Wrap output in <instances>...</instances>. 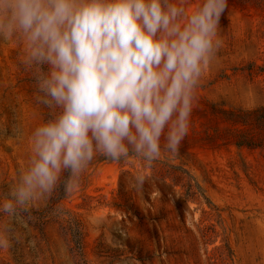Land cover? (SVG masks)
Listing matches in <instances>:
<instances>
[{
  "label": "rangeland",
  "instance_id": "rangeland-1",
  "mask_svg": "<svg viewBox=\"0 0 264 264\" xmlns=\"http://www.w3.org/2000/svg\"><path fill=\"white\" fill-rule=\"evenodd\" d=\"M216 39L177 153L163 138L150 162L97 153L13 214L31 134L59 110L37 99L23 39H0V264H264V126L243 116L264 106V0H227Z\"/></svg>",
  "mask_w": 264,
  "mask_h": 264
},
{
  "label": "clouds",
  "instance_id": "clouds-1",
  "mask_svg": "<svg viewBox=\"0 0 264 264\" xmlns=\"http://www.w3.org/2000/svg\"><path fill=\"white\" fill-rule=\"evenodd\" d=\"M227 0L191 13L173 0H0V39L22 38L40 103L57 115L32 132V157L2 210L66 187L97 153L152 161L177 153L195 90L215 55Z\"/></svg>",
  "mask_w": 264,
  "mask_h": 264
},
{
  "label": "trees",
  "instance_id": "trees-1",
  "mask_svg": "<svg viewBox=\"0 0 264 264\" xmlns=\"http://www.w3.org/2000/svg\"><path fill=\"white\" fill-rule=\"evenodd\" d=\"M243 116L253 117L255 120L260 122L262 126H264V106H260L256 109L247 110L243 112Z\"/></svg>",
  "mask_w": 264,
  "mask_h": 264
}]
</instances>
